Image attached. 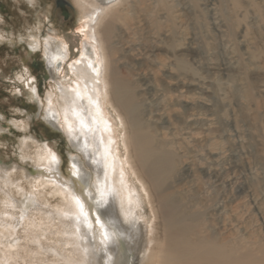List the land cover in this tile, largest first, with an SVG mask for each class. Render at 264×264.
Wrapping results in <instances>:
<instances>
[{"label": "rangeland", "instance_id": "obj_1", "mask_svg": "<svg viewBox=\"0 0 264 264\" xmlns=\"http://www.w3.org/2000/svg\"><path fill=\"white\" fill-rule=\"evenodd\" d=\"M62 1L64 8L57 0H0V168L24 186H9L18 201L36 196L28 187L41 176L30 159L35 144L48 145L68 177L73 172L74 148L46 124L40 102L58 91L55 81L79 82L71 66L80 65L84 42L97 38L75 1ZM114 13L121 21L111 66L131 87L142 121L175 157L158 190L132 148L122 149L149 190L142 208L152 221L150 248L164 242L173 212L194 216L201 236L264 244V0H119L102 27ZM50 37L69 51L55 81L47 79ZM47 198L56 206L57 197Z\"/></svg>", "mask_w": 264, "mask_h": 264}, {"label": "bare ground", "instance_id": "obj_2", "mask_svg": "<svg viewBox=\"0 0 264 264\" xmlns=\"http://www.w3.org/2000/svg\"><path fill=\"white\" fill-rule=\"evenodd\" d=\"M74 1L97 40L84 42L80 65L71 66L79 82L67 87L55 80L69 58L68 48L55 37L47 39V79L55 81L58 91L48 92L39 108L46 124L74 148L73 172L68 177L62 159L48 145L35 144L36 154L30 159L41 176L29 179L28 187L36 188L32 198L37 205H47L30 212L17 227L18 219L36 204L28 194L14 200L9 186L25 191L24 186L0 168V264H264V244L201 236L194 216L177 219L174 212L166 222L164 242L150 248L152 221L145 220L142 208L149 190L122 149L132 148L158 190L175 157L142 121L131 87L111 66L117 51L110 42L121 18L114 13L101 24L119 0ZM38 46L39 42L31 48ZM121 112L129 121L128 131ZM29 138H24L26 147ZM47 196L58 198L56 206ZM176 224L181 228L173 231Z\"/></svg>", "mask_w": 264, "mask_h": 264}, {"label": "water", "instance_id": "obj_3", "mask_svg": "<svg viewBox=\"0 0 264 264\" xmlns=\"http://www.w3.org/2000/svg\"><path fill=\"white\" fill-rule=\"evenodd\" d=\"M58 1V5L60 6V7H65L66 5H67V3L65 2V1H62V0H57ZM67 16V15H66Z\"/></svg>", "mask_w": 264, "mask_h": 264}, {"label": "flooded vegetation", "instance_id": "obj_4", "mask_svg": "<svg viewBox=\"0 0 264 264\" xmlns=\"http://www.w3.org/2000/svg\"><path fill=\"white\" fill-rule=\"evenodd\" d=\"M67 17V16H66Z\"/></svg>", "mask_w": 264, "mask_h": 264}]
</instances>
